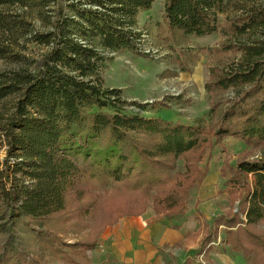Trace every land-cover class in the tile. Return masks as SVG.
<instances>
[{"label": "trees", "instance_id": "obj_1", "mask_svg": "<svg viewBox=\"0 0 264 264\" xmlns=\"http://www.w3.org/2000/svg\"><path fill=\"white\" fill-rule=\"evenodd\" d=\"M155 2L0 0V58L10 54L2 37L45 48L27 68L0 74V107L13 102L0 111L7 146L0 171V264H93L90 254L101 251L103 230L142 216L150 198L157 219L184 217L189 191L206 177L199 162L229 138L263 154L222 169L224 193L239 211L214 222L200 255L214 264L209 253L223 232L231 251L264 264V231L258 230L264 227V8L238 0H166L167 30L183 37L212 36L219 17L236 11L216 51L221 65L205 85L212 120L203 126L146 117L153 103L129 101L122 89L106 86L114 54L147 58L139 16ZM100 189L121 208H107L102 227L86 239H68L83 234L96 211L93 204L69 209V194ZM196 211L200 226L208 227Z\"/></svg>", "mask_w": 264, "mask_h": 264}, {"label": "rangeland", "instance_id": "obj_2", "mask_svg": "<svg viewBox=\"0 0 264 264\" xmlns=\"http://www.w3.org/2000/svg\"><path fill=\"white\" fill-rule=\"evenodd\" d=\"M251 6L253 4L264 8V0H238ZM166 0H156L153 9L141 14V28L143 39L141 48L143 51L149 50L147 58L137 56L130 52L116 53L104 72L107 87L123 90V96L129 101H137L143 104H152L151 110L144 113L146 117H159L173 122H180L187 125H208L212 116L210 115V96L205 90V85L209 80L211 69L221 65L222 60L216 51L223 44V31L227 25V17L235 16L236 11L229 12L228 15L219 17V31L208 37L196 38L192 36L183 37L179 34H171L163 20ZM39 28V23L34 18H28ZM140 22V16H139ZM5 47H9L10 54L0 58V74L11 76L13 72L25 69L34 59H38L45 51V48L32 43L21 42L15 44L12 37H2ZM12 50V51H11ZM230 95H233L230 92ZM12 100L6 101L0 107L1 113H6L12 106ZM133 109V108H132ZM260 149L247 147L243 142L229 138L224 143L216 145L213 149H208L203 155L198 167L202 173H206L203 183L215 182L211 188H217V196L209 197L202 192V185L192 188L189 191L188 203L185 216L172 220L174 224L167 226L172 229H179L183 223L190 227L188 241L181 242V245H169L162 247L160 253L167 259V264H185L188 258L194 264H204L203 256L199 254V238L203 235L195 230L200 224L197 222V211L202 213V220L207 221L210 226L221 216L239 211L236 204L231 205L230 198L225 191V178L222 177V169L236 165L243 160L259 159L262 156ZM7 146L3 136L0 134V171L6 167ZM184 161L177 162L178 171L184 173ZM207 179V180H206ZM209 180V181H208ZM212 182V184H213ZM9 183L6 186L9 187ZM109 191L112 190L108 189ZM204 190V188H203ZM106 190L86 191L80 197V193L71 192L68 196V207L75 210L80 206L93 204L96 207L94 216L87 218L88 229L77 237L69 236L68 239H86L95 228H101L106 221V209L111 207L112 211L121 208L117 198L111 197ZM202 195L204 201L200 204L198 196ZM148 208H153L154 199L147 200ZM200 204V205H199ZM104 205V206H103ZM199 205V206H198ZM1 206V204H0ZM105 207V208H104ZM199 207V208H198ZM148 210V209H147ZM1 213V212H0ZM206 218L208 220H206ZM121 220L115 226L106 227L100 238L101 251L91 253L93 264L118 263L112 253H114L112 243L114 233L118 231L122 223ZM126 224V223H124ZM170 225V224H168ZM204 230V229H203ZM264 231V227L258 228ZM202 234V235H201ZM199 237V238H198ZM216 253L214 255L218 264H223L221 257L231 264H250L249 260L242 254L230 250L225 244V235L222 233L214 244Z\"/></svg>", "mask_w": 264, "mask_h": 264}, {"label": "crops", "instance_id": "obj_3", "mask_svg": "<svg viewBox=\"0 0 264 264\" xmlns=\"http://www.w3.org/2000/svg\"><path fill=\"white\" fill-rule=\"evenodd\" d=\"M141 19L142 17L140 15V27H141ZM212 182L213 181H209L208 184L203 183L201 193L205 192V194H207L208 191H210L209 193L211 194H209V197L217 196L218 189L211 188L209 186V185H213V186L215 185L214 184L215 182H213V184ZM198 198L200 200V204H202L201 202L204 201L206 197L203 198V196L200 195L198 196ZM121 220H127V221L126 222L123 221L118 231L114 233L115 240L112 243V247L114 250V253L112 254L114 258L118 260V263L116 262V263H109V264H167V259L164 258L165 255L164 257H162V255L159 254L160 249L165 246L168 247L169 245L177 244L179 246L181 245V242L188 241V238L190 237L189 234H190L191 229L190 227L185 225V223H183L179 229L169 228L167 226L172 227V224H174L172 220H168L165 218L157 219V216L152 207L148 208V210L142 216L124 217ZM206 220L208 219L206 218ZM197 222L199 223L198 220ZM204 222L207 223L209 226L208 227L199 226V228L197 229L198 224H196L194 228L199 233L202 231L201 233L203 234V235L201 234L202 235L201 238L198 237L199 246L197 245L194 248L195 250H197L200 247V242L202 238L204 237V235L208 231H211L214 228V225L210 226V224L205 220ZM212 247H213V250L209 253V258L214 264H218L214 255L220 256V254L215 252L216 249L214 247V244L212 245ZM199 254H200V251H199ZM188 260L192 264H194V261L192 259L188 258L186 262ZM220 261L223 264H231L229 263V261H227L226 259L222 257ZM204 264H205V261H204Z\"/></svg>", "mask_w": 264, "mask_h": 264}, {"label": "built area", "instance_id": "obj_4", "mask_svg": "<svg viewBox=\"0 0 264 264\" xmlns=\"http://www.w3.org/2000/svg\"><path fill=\"white\" fill-rule=\"evenodd\" d=\"M141 51L143 52V53H145V54H150L151 52L149 51V50H145V51H143V49L141 48ZM213 244H215V242L214 243H212V245Z\"/></svg>", "mask_w": 264, "mask_h": 264}]
</instances>
